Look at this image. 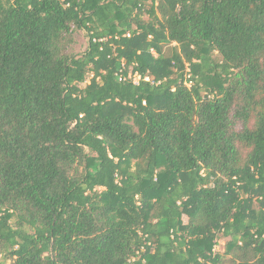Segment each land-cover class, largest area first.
<instances>
[{"label":"trees","instance_id":"trees-1","mask_svg":"<svg viewBox=\"0 0 264 264\" xmlns=\"http://www.w3.org/2000/svg\"><path fill=\"white\" fill-rule=\"evenodd\" d=\"M0 254L264 264V0H0Z\"/></svg>","mask_w":264,"mask_h":264},{"label":"rangeland","instance_id":"rangeland-1","mask_svg":"<svg viewBox=\"0 0 264 264\" xmlns=\"http://www.w3.org/2000/svg\"><path fill=\"white\" fill-rule=\"evenodd\" d=\"M150 4V3H149ZM145 19L147 16H144ZM175 44H171L170 46H166L164 48V51L166 53H170L171 49L174 48ZM87 48V38L85 36V32L84 31H77L75 34H74V43H73V46H72V52L74 54H81L83 53ZM215 60L219 61V57L217 55H215ZM85 83L83 84H80L79 86L80 87H84ZM184 221H186V218H184ZM224 242L223 240H219V245L216 246V251H223V246H224ZM1 256V254H0ZM10 261L7 262V264H9Z\"/></svg>","mask_w":264,"mask_h":264},{"label":"built area","instance_id":"built-area-1","mask_svg":"<svg viewBox=\"0 0 264 264\" xmlns=\"http://www.w3.org/2000/svg\"><path fill=\"white\" fill-rule=\"evenodd\" d=\"M151 53H153L154 54V52H153V50H151ZM146 80H148V79H146ZM187 86H189V84H186Z\"/></svg>","mask_w":264,"mask_h":264}]
</instances>
